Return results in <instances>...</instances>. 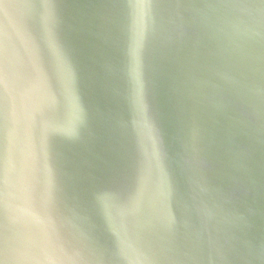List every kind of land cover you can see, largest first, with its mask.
<instances>
[{
    "label": "water",
    "instance_id": "obj_1",
    "mask_svg": "<svg viewBox=\"0 0 264 264\" xmlns=\"http://www.w3.org/2000/svg\"><path fill=\"white\" fill-rule=\"evenodd\" d=\"M0 264H264V0H0Z\"/></svg>",
    "mask_w": 264,
    "mask_h": 264
}]
</instances>
